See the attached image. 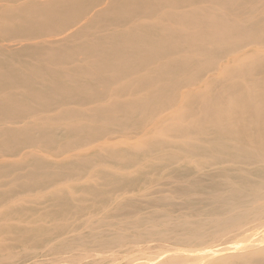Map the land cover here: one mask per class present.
I'll return each mask as SVG.
<instances>
[{"label": "bare ground", "instance_id": "bare-ground-1", "mask_svg": "<svg viewBox=\"0 0 264 264\" xmlns=\"http://www.w3.org/2000/svg\"><path fill=\"white\" fill-rule=\"evenodd\" d=\"M14 153L28 167L11 176ZM171 177L182 220L149 209ZM259 229L264 0H0V264L135 248L125 264H264Z\"/></svg>", "mask_w": 264, "mask_h": 264}, {"label": "rangeland", "instance_id": "rangeland-1", "mask_svg": "<svg viewBox=\"0 0 264 264\" xmlns=\"http://www.w3.org/2000/svg\"><path fill=\"white\" fill-rule=\"evenodd\" d=\"M83 108V111L84 110V107ZM82 111V113L80 114H77L76 116V119L75 121H80L82 119V116L85 114L84 112ZM87 112H93V110H87ZM40 114H44V113H40ZM57 123V124H61V123H64V121H48V120H45V121H42L43 124L45 125H48L50 123ZM63 133L64 132H60L59 135H57L58 137H61V138H64L63 136ZM118 133L117 132H114L113 135H117ZM67 138H71V136H68ZM117 143H124L126 142L125 139L123 137H117L115 138ZM73 144V143H72ZM74 145V144H73ZM145 145H143L142 147H139V148H147V147H144ZM32 149H39V150H43V146H42V142L39 141L37 144L35 145H32L31 146ZM10 150V148L8 149ZM12 151L15 150V149H11ZM76 151H78V149H76ZM166 152H171V153H174V149L173 148H167L166 149ZM16 153H14L13 156L11 157H8L10 159H7V161L4 163V166H3V169L9 171V174L11 176H14L16 175V173L18 171H20V168L21 167H28L27 166V163L26 164H20L19 161L22 159L20 155H15ZM153 158H154V161L161 164V167L162 168L163 166H165L167 163L171 162L172 159L170 160H167L164 156H162V154L160 153V151H156V152H153ZM46 155V153H45ZM61 157V154H58L57 156L54 157V160H58L60 159ZM122 157H125V158H132L134 157V155L130 152H127L125 150V148L121 149L120 150V154H117V155H113V156H110L109 159L110 160H119V158H122ZM141 155L140 154H137V161L139 160L138 158H140ZM195 159H198L197 156H194ZM14 159V160H13ZM65 165H68L70 167V172L71 174H76L78 173L79 171H81V169L83 168V163L80 159H74L73 157H69L65 163ZM106 165V162H100L98 163L96 160H92L88 165V170L89 171H92L94 172L95 169L99 166H105ZM18 169V170H17ZM42 172H44V169L42 168L41 169ZM116 171V170H115ZM79 175H75V178H78ZM176 178L175 177H171L170 178V182L168 183L167 186L165 187H162L160 190L157 191V194L159 196H161L159 198V202L157 204H155L156 206L154 205H150L149 206V209L150 210H156V209H161L169 214H175L177 219L178 220H182L184 218V213L187 211V209H189L190 207L189 206H186L185 204H183L181 201L177 200V201H171L169 199V195L174 193L173 191L175 190V185L177 182H175ZM80 182H82V180H80ZM65 183H69V180L67 178H61L59 183L58 184H65ZM54 186L52 187V192L53 194L55 195H59L60 194V191L59 190H54L53 189ZM24 192V190H18V193H22ZM35 192H32V194H28V193H22L21 195H18V197H14L13 199H23L25 197H35V196H38L40 195V193H35ZM44 192H41V194H43ZM191 194H194L195 192H190ZM61 195V194H60ZM65 196V195H64ZM67 196V195H66ZM44 199V195H42V197L39 199V200H42ZM150 199V197H145V199H143L142 201H140L139 203L141 204H147V201ZM39 212L45 214L47 212H49L50 214L53 212V208L50 206V205H42L40 208H39ZM6 213H3L2 215V218L5 216ZM10 216V214H9ZM9 220V219H7ZM9 223H12L14 222V220H9L8 221ZM52 222V220L50 221ZM72 222V224L70 223ZM61 225H70V226H73V224L75 223V221L72 219V218H64L63 220H61L59 222ZM35 228L37 229V231H32V232H41L39 230V228L37 226H35ZM68 228H70L68 226ZM48 231L49 232H53V233H57L55 231V228L52 226L51 228H48ZM261 232V229H259V232L257 233L256 230H252V233H251V237H262L264 236V230H262V234L260 233ZM43 235V234H42ZM5 239L4 237L0 236V242H4ZM195 243V242H193ZM153 243H146L144 244L143 243V246L145 245H148V246H152ZM169 247H173V244L172 243H166V248H169ZM6 252H11L10 249H4ZM135 252V253H134ZM122 253V254H120ZM119 256H117V258L111 260L108 264H125L126 262H128L129 260H131L130 258H135L138 255V251L135 249H128V250H125V251H122L120 252ZM129 254V255H128ZM109 257L110 256V253L109 252H96V251H93V252H87L84 254L83 258H79V260L77 262H75L74 264H104V263H101L100 262V259H98L99 257ZM63 258H61L63 261L62 262H59L57 264H65V261L69 260L70 258L68 257V252L66 253H63L62 255ZM17 264H48L46 263V261H44L43 259H41L40 257L37 258L36 260H29V261H25V262H18Z\"/></svg>", "mask_w": 264, "mask_h": 264}]
</instances>
